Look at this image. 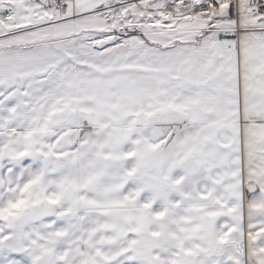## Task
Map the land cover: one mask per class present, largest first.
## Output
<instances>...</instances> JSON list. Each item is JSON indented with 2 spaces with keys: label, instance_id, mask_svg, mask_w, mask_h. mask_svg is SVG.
I'll list each match as a JSON object with an SVG mask.
<instances>
[{
  "label": "snow or ice",
  "instance_id": "obj_1",
  "mask_svg": "<svg viewBox=\"0 0 264 264\" xmlns=\"http://www.w3.org/2000/svg\"><path fill=\"white\" fill-rule=\"evenodd\" d=\"M0 264H264V0H0Z\"/></svg>",
  "mask_w": 264,
  "mask_h": 264
}]
</instances>
